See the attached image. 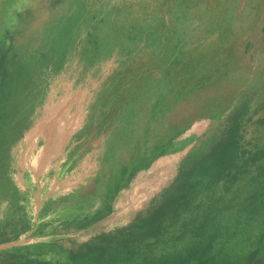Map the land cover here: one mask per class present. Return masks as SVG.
Listing matches in <instances>:
<instances>
[{
  "label": "rangeland",
  "instance_id": "rangeland-1",
  "mask_svg": "<svg viewBox=\"0 0 264 264\" xmlns=\"http://www.w3.org/2000/svg\"><path fill=\"white\" fill-rule=\"evenodd\" d=\"M169 1L0 0V103L6 80L15 74L24 77L16 86V99L0 117V253L14 246L48 242L67 250L73 240L77 245L93 244L102 236L128 230L142 211L175 193L201 158L226 136L239 110L243 113L239 119L242 148L264 147V127L259 124L264 118V0L258 7L253 5L255 0L241 1L238 14L247 21V29L223 46H218L215 32L186 46L175 62L165 56L160 43L154 49L142 46L129 57L114 52L94 66L86 63L85 37L95 13L143 2L148 12L161 17ZM63 33L70 35V44L64 68L58 72L55 50ZM205 49H215L209 65L216 81L196 90L189 108L195 113L205 97L212 95H226V105L198 112L172 137L165 153L132 176L117 193L110 211L102 210L98 195H85L101 171L108 141L120 126L125 93L132 83H139L143 92L157 78H185L182 74L188 65L203 66ZM230 78L235 86L229 82L231 86L226 87L225 79ZM113 84L115 90L106 93L108 100L103 106L98 104L99 94ZM212 106L208 103V109ZM25 135L36 142L30 157ZM10 149L18 150L14 160L19 172L9 175L4 170H9L12 161ZM8 179L16 181L10 184ZM100 210L95 222H84L70 232L41 239L30 236L43 221ZM259 226L241 247L245 255L257 254L252 262L241 264H264ZM0 264H10L7 255H0Z\"/></svg>",
  "mask_w": 264,
  "mask_h": 264
},
{
  "label": "trees",
  "instance_id": "trees-1",
  "mask_svg": "<svg viewBox=\"0 0 264 264\" xmlns=\"http://www.w3.org/2000/svg\"><path fill=\"white\" fill-rule=\"evenodd\" d=\"M241 1L170 0L166 15L161 17L148 12L143 2L137 7L126 4L117 10H102L89 21L85 37L86 63L94 66L114 52L129 57L142 46L154 49L160 43L165 56L175 62L186 46L215 32H218V46H223L243 28L247 29V21L238 14ZM259 2L255 0L253 5L258 7ZM60 37L62 41L56 45L54 63L58 72L64 68L70 44L68 33ZM205 50L201 61L203 66L188 65L182 74L185 78H174L177 75L160 77L143 92L139 90V83H132L125 93V103L119 115L120 126L108 141L101 171L85 195H98L102 210L110 211L117 193L132 176L165 153L172 137L198 112L203 114L226 105V95L219 94V97H205L204 104L195 113L189 108L196 90L216 81V73L209 65L215 49ZM46 56L42 54V57ZM23 79L21 74H15L4 83L7 90L0 103V117L6 115L8 105L16 99V86ZM229 82L234 85L233 79H225L226 87L227 84L231 86ZM109 89L115 90V85L99 94L98 104L108 100L106 93ZM208 103L214 106L208 109ZM242 114L241 110L235 113L226 136L201 158L175 193L142 211L128 230L102 236L93 244L77 245L73 240L67 250L57 242H48L16 246L1 251L0 255H7L10 264L252 262L257 252L245 255L241 247L252 238V231L258 225L260 240L264 238V147L255 151L242 148L239 135ZM259 124L264 127V118ZM100 212L43 221L35 227L31 238H48L70 232L84 222H95V216Z\"/></svg>",
  "mask_w": 264,
  "mask_h": 264
},
{
  "label": "crops",
  "instance_id": "crops-1",
  "mask_svg": "<svg viewBox=\"0 0 264 264\" xmlns=\"http://www.w3.org/2000/svg\"><path fill=\"white\" fill-rule=\"evenodd\" d=\"M23 142H24V146L27 148V151H26V155H27V157H28V155H29V157L31 156V153H33V150H34V143L36 144V142H34L33 141V139H32V137H31V135H25L24 136V140H23ZM1 151V150H0ZM18 150H13L12 151V149H10V151H9V153L11 154V158H12V161L10 162V165H9V170H7V169H5L4 171L6 172V173H8L9 175L10 174H17L19 171H18V162L17 161H15L14 159H17V157H16V152H17ZM1 157V156H0ZM0 159H2V158H0ZM1 161V160H0ZM1 163H2V161H1ZM29 170V169H28ZM24 171H26V168L24 169ZM3 173V170L2 169H0V181H1V174ZM17 179V178H16ZM16 179L15 180H12V179H8L9 180V183L10 184H12V182H15L16 181ZM17 181H18V179H17ZM0 188H2V186H0ZM0 206H1V199H0ZM2 214V210H1V208H0V215ZM31 236V235H30ZM15 247V246H14ZM13 248V247H12Z\"/></svg>",
  "mask_w": 264,
  "mask_h": 264
},
{
  "label": "bare ground",
  "instance_id": "bare-ground-1",
  "mask_svg": "<svg viewBox=\"0 0 264 264\" xmlns=\"http://www.w3.org/2000/svg\"><path fill=\"white\" fill-rule=\"evenodd\" d=\"M1 7H3V5H2V4H0V8H1ZM2 12H3V11H2ZM4 25H5V24H4ZM4 25H3V26H4ZM0 28H1V27H0Z\"/></svg>",
  "mask_w": 264,
  "mask_h": 264
}]
</instances>
